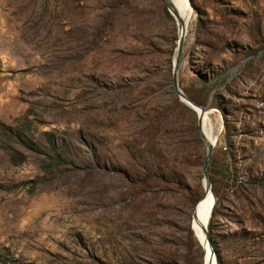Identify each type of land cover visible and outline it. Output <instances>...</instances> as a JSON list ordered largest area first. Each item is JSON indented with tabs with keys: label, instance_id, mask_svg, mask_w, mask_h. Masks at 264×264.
<instances>
[{
	"label": "rangeland",
	"instance_id": "rangeland-1",
	"mask_svg": "<svg viewBox=\"0 0 264 264\" xmlns=\"http://www.w3.org/2000/svg\"><path fill=\"white\" fill-rule=\"evenodd\" d=\"M188 1L177 81L215 122L210 234L221 264H264V0ZM177 38L164 0H0V264H203Z\"/></svg>",
	"mask_w": 264,
	"mask_h": 264
},
{
	"label": "bare ground",
	"instance_id": "bare-ground-1",
	"mask_svg": "<svg viewBox=\"0 0 264 264\" xmlns=\"http://www.w3.org/2000/svg\"><path fill=\"white\" fill-rule=\"evenodd\" d=\"M171 7L170 13H172L177 27L179 28V20L182 21L185 28V34L187 32L189 23L192 20V8L188 0H170ZM180 29L178 31L179 35ZM185 37V35H184ZM199 110H196L198 113ZM211 110L204 112L200 117V132L204 136L205 140L214 146L217 139V132L215 122L210 116ZM202 198H200L194 205L191 215V229L195 237L199 240L204 248V262L203 264H215L210 255V250L205 242L203 228L207 226L208 219L210 217L211 209L213 207V195L209 192H203Z\"/></svg>",
	"mask_w": 264,
	"mask_h": 264
},
{
	"label": "water",
	"instance_id": "water-1",
	"mask_svg": "<svg viewBox=\"0 0 264 264\" xmlns=\"http://www.w3.org/2000/svg\"><path fill=\"white\" fill-rule=\"evenodd\" d=\"M165 1V6L167 8V10L169 11L170 7H171V3L170 0H164ZM190 4V3H189ZM179 28L178 31L180 29L178 38L176 40V48H175V57L173 59V63H172V87H173V91L174 93L177 95V97L180 99L181 102H183V104L185 106H187L189 109H191L192 111L196 112V110L198 109L199 112L196 114L197 115V121H198V133L200 138L202 139V141L205 144L206 147V155H205V159L202 165V174H203V192H210L212 194L211 191V182L208 176V166H209V161L213 152V145H211V143L207 142L204 138V136L202 135V133L200 132V117L201 115L210 110L208 108V106H201L198 105L197 103H195L194 101H192L189 97H187L179 88V84L177 81V73L180 67V63H181V57H182V53H183V48H184V35H185V28L183 27V23L181 20H179ZM203 195H201L200 198H202ZM198 199V200H199ZM214 201H213V206H214ZM213 208V207H212ZM211 213H212V209H211ZM211 213H210V217H211ZM210 217L208 219L207 222V226L209 224L210 221ZM207 226L203 228V234H204V239L205 242L210 250V255L212 257V259L214 260V263L216 264V258H215V253H214V249L211 245V241L209 239V235H208V231H207Z\"/></svg>",
	"mask_w": 264,
	"mask_h": 264
},
{
	"label": "trees",
	"instance_id": "trees-1",
	"mask_svg": "<svg viewBox=\"0 0 264 264\" xmlns=\"http://www.w3.org/2000/svg\"><path fill=\"white\" fill-rule=\"evenodd\" d=\"M214 84H216L215 82L214 83H212V84H210L208 87H206V90H205V92L203 93V94H205V95H207V93H209V91H210V89H211V87H215L214 86ZM172 90H173V87H172ZM222 93H224V91H221ZM225 93H227V94H229V91H225ZM192 101H194L195 103H197L198 105H201V106H205V104H206V100H205V97H203V98H196V97H193V96H191V95H188V94H186ZM216 106V105H215ZM217 107V106H216ZM217 109H218V107H217ZM63 163V160L60 158V156H56L55 157V159H53V165H60V164H62ZM47 165V167H48V165L49 164H46ZM226 170H227V172H229V175L231 174L232 175V169L234 168L233 167V165L230 163V160L229 159H226ZM231 167V169H230V171L228 170V168L227 167ZM228 174V173H227ZM228 175V176H229ZM212 181V180H211ZM212 191H213V195L215 196V198H216V200H217V202H218V195H217V193H216V189L214 188V187H212ZM216 213H217V211H216V206H215V204H214V206H213V208H212V213H211V217H210V221H209V225H208V227H207V231H208V233H209V239H210V241H211V245L213 246V248H214V250H215V252H216V254H218V257H217V264H221V259H220V257H219V251L217 250V248H216V246L214 245V243H213V240H212V237H211V234H210V231H211V226H212V223H213V221H214V215H216Z\"/></svg>",
	"mask_w": 264,
	"mask_h": 264
}]
</instances>
